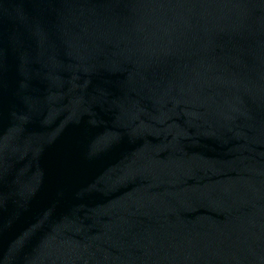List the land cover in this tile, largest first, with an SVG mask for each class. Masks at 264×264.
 Masks as SVG:
<instances>
[{
	"label": "water",
	"instance_id": "obj_1",
	"mask_svg": "<svg viewBox=\"0 0 264 264\" xmlns=\"http://www.w3.org/2000/svg\"><path fill=\"white\" fill-rule=\"evenodd\" d=\"M0 264H264V0H0Z\"/></svg>",
	"mask_w": 264,
	"mask_h": 264
}]
</instances>
